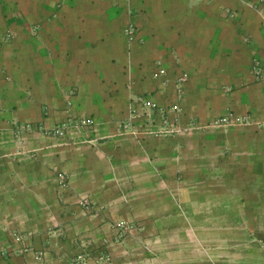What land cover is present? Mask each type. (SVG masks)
Wrapping results in <instances>:
<instances>
[{
	"label": "crops",
	"instance_id": "crops-1",
	"mask_svg": "<svg viewBox=\"0 0 264 264\" xmlns=\"http://www.w3.org/2000/svg\"><path fill=\"white\" fill-rule=\"evenodd\" d=\"M136 93L249 121L135 133ZM263 130L264 0H0V264H243Z\"/></svg>",
	"mask_w": 264,
	"mask_h": 264
},
{
	"label": "built area",
	"instance_id": "built-area-1",
	"mask_svg": "<svg viewBox=\"0 0 264 264\" xmlns=\"http://www.w3.org/2000/svg\"><path fill=\"white\" fill-rule=\"evenodd\" d=\"M260 1V0H259ZM230 10H228V13ZM231 13V12H230ZM136 32V27L133 23L127 22L123 29V33L127 41L134 38ZM252 67L255 74L261 75L259 60L253 56ZM160 73H153L154 75L163 74L162 69H159ZM186 79V73L178 72L174 74V80L177 87L176 96H180V85ZM130 119L126 121H120L119 125L122 129H129L135 133L144 134H156V135H167V134H177L180 132H187L197 128H207V127H218L226 124H235L239 122L247 123L249 120L246 115H234L233 112L227 110L224 114L218 115L211 119L210 121L199 123L194 120L185 119L183 112L180 109L179 103L172 101L169 105H159L153 100L147 98L142 93H136L131 101L130 108ZM134 118L136 121L133 123L131 119ZM53 132L62 134V126L56 125L53 127ZM57 184L60 187L65 185V175L57 171L55 173Z\"/></svg>",
	"mask_w": 264,
	"mask_h": 264
},
{
	"label": "rangeland",
	"instance_id": "rangeland-1",
	"mask_svg": "<svg viewBox=\"0 0 264 264\" xmlns=\"http://www.w3.org/2000/svg\"><path fill=\"white\" fill-rule=\"evenodd\" d=\"M264 131V130H263ZM259 154L260 157L256 159V162L259 166V183L258 188L254 190L255 196L256 194L259 196V207H258V215L256 214L257 208L254 198V212L253 217H248L245 221V254L243 257V264H264V132L262 134V137L260 138L259 142ZM33 215V214H32ZM26 216L30 217V215L21 214L20 222H23L26 225H34L33 222H29L26 218ZM250 218V219H249ZM26 220V221H25ZM50 223H45L44 225L49 226ZM47 226V227H48ZM140 250L133 249L131 257V261L133 263H138L140 260L139 255ZM9 255L5 254L3 256L4 262H8ZM109 257V256H108ZM106 255L103 257L102 261H108V258ZM71 262L73 264H81V261L79 262L78 256L74 255L70 257ZM101 262V261H100Z\"/></svg>",
	"mask_w": 264,
	"mask_h": 264
}]
</instances>
